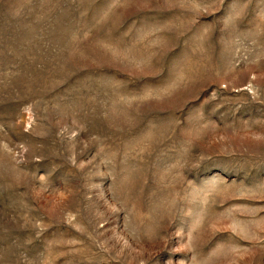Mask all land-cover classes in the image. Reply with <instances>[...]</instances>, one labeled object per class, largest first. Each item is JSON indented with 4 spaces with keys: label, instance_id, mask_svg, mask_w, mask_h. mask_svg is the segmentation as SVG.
Returning <instances> with one entry per match:
<instances>
[{
    "label": "rangeland",
    "instance_id": "obj_1",
    "mask_svg": "<svg viewBox=\"0 0 264 264\" xmlns=\"http://www.w3.org/2000/svg\"><path fill=\"white\" fill-rule=\"evenodd\" d=\"M0 264H264V0H0Z\"/></svg>",
    "mask_w": 264,
    "mask_h": 264
}]
</instances>
